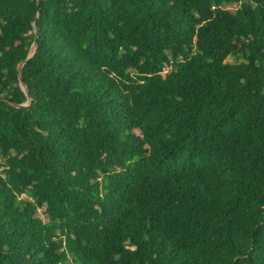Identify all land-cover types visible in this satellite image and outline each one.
I'll use <instances>...</instances> for the list:
<instances>
[{
	"label": "trees",
	"instance_id": "trees-1",
	"mask_svg": "<svg viewBox=\"0 0 264 264\" xmlns=\"http://www.w3.org/2000/svg\"><path fill=\"white\" fill-rule=\"evenodd\" d=\"M0 264H264V0H0Z\"/></svg>",
	"mask_w": 264,
	"mask_h": 264
},
{
	"label": "water",
	"instance_id": "water-1",
	"mask_svg": "<svg viewBox=\"0 0 264 264\" xmlns=\"http://www.w3.org/2000/svg\"><path fill=\"white\" fill-rule=\"evenodd\" d=\"M37 44H38V41H37V36H36L35 41H34V50H33L32 53L29 54L28 58L31 57L35 53V51L37 49ZM22 65H23V63H21L20 66H19V79H20V83H21L22 88L25 90V92L27 93V96H28L27 103L22 104V105H27L29 103V101H30V95H29V92H28V88H27V86H26V84L24 82V79H23Z\"/></svg>",
	"mask_w": 264,
	"mask_h": 264
},
{
	"label": "rangeland",
	"instance_id": "rangeland-1",
	"mask_svg": "<svg viewBox=\"0 0 264 264\" xmlns=\"http://www.w3.org/2000/svg\"><path fill=\"white\" fill-rule=\"evenodd\" d=\"M227 60L230 61V62H232V61L235 60V58L234 57H229Z\"/></svg>",
	"mask_w": 264,
	"mask_h": 264
}]
</instances>
